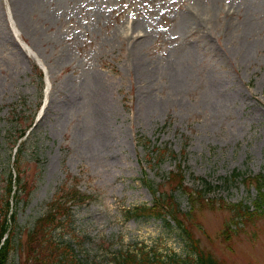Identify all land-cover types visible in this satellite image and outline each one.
<instances>
[{
	"label": "rangeland",
	"instance_id": "1",
	"mask_svg": "<svg viewBox=\"0 0 264 264\" xmlns=\"http://www.w3.org/2000/svg\"><path fill=\"white\" fill-rule=\"evenodd\" d=\"M180 162L185 185L213 186L204 208L175 192L195 238L225 264H264V218L232 221L238 203L256 208L257 184L243 179L264 174V0H0V208L22 178L9 264L62 202L49 231L76 249L70 264L133 250L196 259L176 221L130 213L153 205L149 183L170 189ZM74 186L91 197L66 202Z\"/></svg>",
	"mask_w": 264,
	"mask_h": 264
},
{
	"label": "trees",
	"instance_id": "2",
	"mask_svg": "<svg viewBox=\"0 0 264 264\" xmlns=\"http://www.w3.org/2000/svg\"><path fill=\"white\" fill-rule=\"evenodd\" d=\"M176 166L177 169L172 170L168 175L169 179L167 180V184L170 189L160 194L157 188H154L153 183H149L155 193L153 205H138L130 213L140 217L156 216L162 218L168 224L170 222L166 218L176 221L179 228L183 231V234H185V239L188 240L190 248L194 251L196 259L183 260L177 257H171V262H169L161 260L158 255L154 258L149 251L133 250V252H121L116 257V264H225L216 258L211 249L203 246L200 240L195 238V233L191 230V213L184 211L175 197V192L181 189L188 198L190 208L194 209L195 206L204 208L203 205L208 204L205 197L206 191L213 188V186H211V183L206 178L197 177L194 178L201 180L204 188L194 189L185 185L184 180L186 176L184 175V169H182L181 163H178ZM232 174L234 178L242 175L239 171H235ZM21 179L20 173L16 177L12 175L9 178L7 184L10 199L8 198L3 204V207L0 208V264H9L11 254L18 249V246L22 245V239L16 237L17 213L13 205L14 198L18 199L21 191V189L15 191L14 184L18 180L20 183ZM243 182L257 184L258 197L254 201L256 205L255 209L241 203L235 206L236 212L232 221L236 225H239L241 221L246 224L249 219L255 217L264 218V174L260 173L256 176H248L243 179ZM61 192L67 197L66 202L69 201L76 204L85 203L86 199L91 197L81 192L76 186L62 189ZM58 196L53 200V206H56ZM69 208L70 205L68 203L65 204L62 202V205L56 207V211L58 210L57 213L59 212L63 215ZM57 213H49L46 217L39 219L35 225L36 227L28 232L25 248L22 247L23 251L27 252V256L26 260L21 264H70V262L76 261L75 257L79 258L78 254L72 255L76 249L71 244H61L52 239L49 229L57 226L55 221L58 218ZM225 228L226 237H229L227 235L231 232V225L228 224ZM239 229L242 228L239 227L236 231ZM44 246L48 248V254Z\"/></svg>",
	"mask_w": 264,
	"mask_h": 264
},
{
	"label": "bare ground",
	"instance_id": "3",
	"mask_svg": "<svg viewBox=\"0 0 264 264\" xmlns=\"http://www.w3.org/2000/svg\"><path fill=\"white\" fill-rule=\"evenodd\" d=\"M10 14H11V15H10V22L13 24L14 29L17 31L18 28H17L16 25L12 22V21H13V15H12V13H10ZM194 23H196V22H194ZM23 44L27 47V49H29V50L31 51V53H34L33 49H32L30 46H28V45L25 44L24 42H23ZM245 51H247V46L245 47ZM38 62L41 63V65L44 67V69H45V71H46V75H47V77H46V91H45L46 96H45V97L48 98V95H49V93H50V91H51V88H52V86H51V85H52V82H51V79H50V75H48V68H47V66L44 65V63H43L40 59L38 60ZM216 79H218L217 82H216V85L218 86V88H220L221 90H222V89L227 90V91H228V96H229L230 98L233 99L234 96H236V94L240 95V92L237 91L236 89H230V85H229L228 80L223 79V78L220 79V78H218V77H216ZM104 109H105L104 107L101 108L100 116H99V113H97V115H98L99 117H102L103 119H104V116H102V115H103Z\"/></svg>",
	"mask_w": 264,
	"mask_h": 264
}]
</instances>
